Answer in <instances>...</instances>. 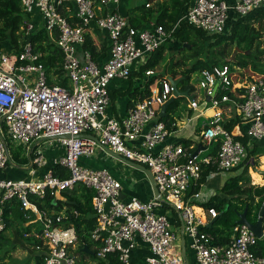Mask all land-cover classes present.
Masks as SVG:
<instances>
[{"label":"built area","instance_id":"1","mask_svg":"<svg viewBox=\"0 0 264 264\" xmlns=\"http://www.w3.org/2000/svg\"><path fill=\"white\" fill-rule=\"evenodd\" d=\"M62 1L21 0L25 16L18 32L20 49L0 50V172L17 163L1 128L3 123L17 142V149L25 146L19 158L29 159L32 174L35 167L47 166L46 151L52 141L64 148L41 178L0 176V231L7 224L4 207L18 201L28 219L26 225L41 221L40 232L33 229L25 235L42 240L35 247L43 264H77L78 232L74 225H66L71 213L66 209L42 211L30 195L43 197L49 191L57 198L56 195L85 187L93 193L97 224L91 237L101 242L96 249L99 258L111 255L122 264H131V252L137 239H141L151 252L146 257L148 264H187L174 222L160 211L167 204L179 215L177 221L199 264H264V255L257 250L264 235L259 237L247 224L238 222L228 243H215L214 235L205 226L217 217L218 210L210 207V218L205 219L196 210L205 208L193 202L203 198L204 183L197 192L188 194L208 167H213L209 178L246 160V145L224 126L227 118L241 117L249 144L264 140V74L256 73L246 80L234 73L229 64L192 74L193 88L189 90L193 99H189V107L198 110L209 96L197 116L213 111L202 125L203 147L197 153L198 145L159 146L176 127L174 121L160 119L164 103L175 97L167 76L155 77L149 86L150 94L136 99L123 118L107 112L111 81L129 79L133 70L141 71L184 22L208 34L226 33L233 21L263 6L264 0H193L170 27L158 23L141 29L134 27L127 15L110 9L111 3L116 5L121 0H71L74 9L70 18L58 8ZM37 16L63 54L65 85L58 75L52 78L43 61L47 53L31 39L39 29ZM92 24L106 30L109 38L110 54L102 62L83 46ZM145 75L153 79L156 71L149 68ZM80 134L97 139L78 138ZM215 142H220L218 152L208 153ZM101 144L151 169L161 199L154 196L143 200L135 194L122 198L123 183L109 168L80 163V155L92 156ZM62 170L67 175H62ZM258 217L259 212L256 220Z\"/></svg>","mask_w":264,"mask_h":264},{"label":"trees","instance_id":"2","mask_svg":"<svg viewBox=\"0 0 264 264\" xmlns=\"http://www.w3.org/2000/svg\"><path fill=\"white\" fill-rule=\"evenodd\" d=\"M152 1L153 0L147 1L144 4L145 8L142 9H151L150 6H147V3H151ZM184 2L186 1H173L177 10L170 15L168 19L170 20L168 21L169 23L175 22L178 19L179 7H182L185 4ZM192 2L193 0L187 5L186 10ZM58 8L64 15L70 18L72 10L74 9V4L71 0H63L62 3L58 4ZM137 8H140V6ZM24 16L21 9V0H0V21L3 22L2 26H0V50L4 49L11 52L12 49H20V36L18 32ZM149 17L150 13L145 11L140 17L131 16L129 18L134 27L141 29L142 23L148 20ZM160 18L161 19L157 21L163 20V17ZM159 24H164V22H160ZM263 32L264 5L253 9L247 15L239 16L231 23L226 33L208 34L203 29L184 22L174 36L181 41L182 51L186 48L185 50H188V52L185 54H178L176 57H173V55L170 57L171 60L162 64V59L165 55V46L158 49L149 61L143 65L142 71H140L141 73H143V71L145 73L149 68H153L156 71V76L148 81L147 87L141 96L144 97L150 94L149 86L155 77L162 78L168 73L173 75L176 79L181 78L179 83L181 87L179 86V88L182 90H192L193 86L190 80L195 71L212 68L220 64H229L232 71H234L237 66L241 68L250 67L254 72L264 74V48L259 49L258 52H255L254 48L256 44L259 47L263 44ZM31 39L36 43L38 49L47 53V55L43 57V61L48 72L62 78L61 82L65 85L67 83V78L63 76V54L49 35L47 29L39 27V29L31 35ZM93 41V38L88 35L83 46L85 49L90 50L94 56L96 55V48ZM236 47H240L242 51L237 52L235 60L227 61ZM191 59H193V62L188 66L187 63L191 61ZM157 67H161L162 72H158ZM241 77L243 78V76ZM220 94L222 95V92ZM227 94L233 96L231 92H227ZM183 97L186 98L185 96L175 98L168 106L165 115L160 116V119L170 123L173 120L172 114L178 106V100ZM224 126L246 145L247 158L240 166L244 165L246 161L250 159H256L264 155V140L254 141V143L249 144V137L245 133L246 124L239 115H232L227 118L224 122ZM180 143L188 147L194 143V140L183 139ZM219 148L220 142H215L209 147L207 152L216 154ZM24 161L28 162V159L26 158ZM240 166L234 168H239ZM211 168L213 167H208V169L203 172L202 178L197 184L191 185L188 191L189 195L197 192L201 187V183L207 182L210 171L212 170ZM246 173L247 165H245V169L242 168L240 172L227 179L218 189L220 192L217 191L216 194L211 195L207 199L193 201L197 205L204 207L206 212H208L210 207H215L218 210V215L213 225L210 226L209 223H207L205 226V229L214 235L215 243L225 244L230 241L233 234L232 228L238 223L240 214L246 208H248L247 217L252 220L250 212L254 202H258L255 220H252L256 221L258 212L264 203V185L250 184V177H247ZM61 174L67 175V171L62 170ZM244 179H247L248 182L244 183ZM92 195L93 193L84 187L80 196H77L74 191H68L62 193L65 199H59L55 198V196L48 191L43 197L31 194L30 199L37 204L42 211H60L66 209L71 213L69 219L66 221V225H74L78 232V248L76 253L78 254L79 262H77V264H88L90 261H95L97 264H107V262L119 264L121 262L115 256L109 255L107 258H99L96 254V249L101 245V242L95 241L91 237V233L97 224L96 214L92 205ZM15 202L16 201L8 203V205L4 207V219L7 224L5 229L0 231V258L3 256L1 255L3 245L8 241V237L4 235V231L11 226L10 217L12 213L15 212V207L13 206ZM164 206L166 209L171 208L167 204ZM197 209L199 208H196V210ZM72 211H76L78 214ZM16 218V229L20 235L24 236L25 233L33 229L39 232L41 231V221L39 220L30 225L25 224L28 220L25 216V211L17 210ZM31 242L34 246L42 244V240L40 239H32ZM86 246L88 250L85 249ZM257 250L259 254L264 255V242L262 240H260ZM6 251H8V249ZM39 261L41 264V256H39ZM0 264L2 263L0 262Z\"/></svg>","mask_w":264,"mask_h":264},{"label":"crops","instance_id":"3","mask_svg":"<svg viewBox=\"0 0 264 264\" xmlns=\"http://www.w3.org/2000/svg\"><path fill=\"white\" fill-rule=\"evenodd\" d=\"M173 1L174 0H153L150 5L151 9L149 10L137 9V6L134 7L133 5L129 6V3H128L129 0H121L116 5L111 3L109 7L110 9L117 10L120 13L127 15L128 17H131V16L140 17L145 11L147 13H150V17L148 18V20L142 23V26H141L142 28L151 27L160 22H164L166 27H170L172 23H169L168 21L170 20L168 19L170 18V15L175 10H177V7L173 4ZM185 1H186L184 2L185 4L182 7H179L180 10L178 9L179 17L182 16L186 12V7L187 5L191 3L192 0H185ZM230 1H233V0H230ZM152 3L154 4L153 6H152ZM170 5L172 7H170ZM160 17H163L162 18L163 20L157 21L161 19ZM36 21L39 24L38 26L42 27V22L39 16L36 17ZM88 35L91 36L94 40L93 43L96 48V55H94L95 58L100 62L107 60L110 54L109 38L107 35V31L97 27L95 24H92V26L88 30ZM163 46H165L164 47L165 52H168L170 54H183L182 53V43L176 36H174L172 40H170L167 43V45L165 44ZM80 52H82V49L80 50ZM198 72H199L198 70L195 71L193 75L198 74ZM141 75L142 73L139 70H133L132 75L130 76L129 79L122 80V79L116 78L111 81L110 83L111 102L107 109V112L110 116H114L119 119L123 118L125 115H127V111L132 106L133 102L136 99L143 97L141 95L146 89L148 81H150L152 78L146 75L145 76H141ZM168 75H171V74L168 73L166 76ZM208 111H211V110H206L204 115H201L200 117H198L197 115L200 112V110L191 109L189 107V99L187 98L185 118L184 119L177 118L174 114L171 113L173 117L172 121L176 123V127H174L173 132L159 146L162 147L163 145L168 144V143H180V141L183 139L194 140V143L191 144L190 146L199 145V143H201L200 134L202 131V125L204 124L206 118H208L206 116V113ZM235 112H236L235 109H233V114H235ZM160 113H161V110H160ZM51 147H49V149L46 151L47 159H48V164L46 167H41V168L35 167L34 173L32 174L29 171L30 164H27L28 162L20 163L16 161L17 163H16V166L14 167H16L17 169L15 168L9 169L10 174L12 175L10 176V178H41L44 172L48 169V167L51 166L52 159L62 154L61 153L59 155H52ZM103 150H105V153L102 152ZM92 156L93 157L91 159L87 160L88 164H85V163L83 164L84 166L107 167V168L111 166L112 168L113 167L116 168L114 172L118 171V173H120L122 171L125 175H129L131 180L130 181L127 180L125 183L122 182L123 188H124L123 193L126 194L127 196L130 194H135V195H138L143 200H149L154 197V192L152 190L151 184L148 178L146 177V175L144 174V172L112 156L103 147L98 148L96 153L93 154ZM19 159L23 160L22 158H19ZM115 161H118L120 163L116 164ZM5 172H8V171L7 170L1 171L0 176H4ZM114 172L113 174H115ZM132 183H135V185L138 186L137 190L135 188L134 189L131 188ZM206 185H207V182L205 181L204 185L201 188L202 197H203L202 199H207L208 197H210L213 194H216L217 192V190L214 191L213 193L205 192L204 189ZM81 189H84V188L82 187ZM74 193H76L77 196H80V194L82 193V190H80V188H77L76 190H74ZM56 197L59 199H65L63 196H60V195H56ZM201 210H202L201 208L200 210L197 209V211H199L200 214L204 218L209 219L210 218L209 213L203 210L201 211ZM160 211L166 212L169 215V210L166 208L161 209ZM171 216L172 215H169L170 218ZM178 218H179V215L177 218L171 219V220L174 222L175 229L176 230L177 228L180 229V232L178 230L177 232L180 236L179 239H180L181 246L183 244V239H185L186 241L185 242V245H186L185 260L187 264H199L195 257L194 251L189 246L188 238L183 234V231L181 230L182 225L179 221H177ZM210 221H208V223H210ZM150 253L151 252H150L149 246L145 242H143L141 239H137V246L131 252V264H148L146 261V257ZM107 264H115V263L107 262ZM119 264H122V263H119Z\"/></svg>","mask_w":264,"mask_h":264},{"label":"rangeland","instance_id":"4","mask_svg":"<svg viewBox=\"0 0 264 264\" xmlns=\"http://www.w3.org/2000/svg\"><path fill=\"white\" fill-rule=\"evenodd\" d=\"M149 1V0H129V6L133 5L135 6H140V8L137 9H142L145 8V3ZM154 4L152 3V6ZM170 7H172L170 5ZM3 22L0 21V26H2ZM264 33V32H263ZM167 45V43H166ZM255 48V52H258L259 49H263L264 48V36H263V44H261V46L259 47L257 44L254 47ZM186 48L183 49L182 53L185 54L188 52V50H185ZM241 49V48H240ZM258 54V53H257ZM174 55V56H173ZM176 57L178 56V54H170L168 52H165V55L162 59V64H165L167 61L171 60L170 57ZM193 62V59H191V61H189L187 63V65H191ZM235 69V68H234ZM157 71L158 72H162L161 67H157ZM237 71H243V72H238ZM234 73L243 76L246 80H250L252 75H255L257 72H254L250 67H245V68H237L233 71ZM52 78L54 77V74H51ZM141 76H145V73L143 71ZM135 77V76H134ZM133 77V78H134ZM136 78V77H135ZM134 78V79H135ZM238 81L240 80L239 78L237 79ZM181 87V85H179ZM186 98H179L178 100V106L175 109V111L173 112V114L177 117V118H185L186 116ZM213 114V111H208L206 113V116L209 117L210 115ZM202 120V119H201ZM2 129H4V133H6V139L9 143V148L12 151V153L14 154V158L16 161L20 162V163H25V159L20 160L19 159V155L21 154L22 150L25 148L24 145H21V147L19 148L20 150L17 149V142L12 140L10 135L8 134V129H7V125L6 123H3V125L1 126ZM47 144V143H45ZM50 145L52 146V155H59L62 153L63 151V147H61L58 143V141H52L50 143ZM103 153H105V150L102 151ZM47 153V152H46ZM47 156V154H46ZM93 156H89L87 154H83L80 155L79 157V161L81 164H88L87 160L91 159ZM116 164H119L120 162L115 161ZM29 164V159H28V163ZM245 165H247V177H250V184L252 185H264V155L259 156L256 159H250L249 161H246V163L242 166H240L239 168H231V169H224L222 171H219L217 173H215L214 175H211L208 179H207V185L204 189L205 192L208 193H213L214 191H219L218 190L223 183L231 178L232 176H234L235 174H237L238 172H240L242 170V168L245 169ZM50 167V166H49ZM48 167V168H49ZM17 169L14 166H9L7 167V171L4 173V176L10 177L12 176L10 174L9 169ZM110 170H112V172H114V170H116V168H112L111 166L108 167ZM122 172V171H121ZM118 173L114 172L116 174V176L123 182L125 183L127 180H131L129 175H125L123 172L122 173ZM244 183H247L248 180L244 179L243 180ZM131 188H135L136 190L138 189V186L135 185V183H132ZM80 190H83L80 188ZM80 194V193H79ZM258 205V202H254L251 212H250V216L252 218V220H255V214H256V207ZM13 206L15 207V212L12 213L11 215V222H10V227L7 228L4 231V235L6 237H8V241H6V244L3 245V249L1 252L2 258H0V262L2 264H40L38 258L40 256L39 252L37 251L38 249L34 246V244L31 242L32 239L35 240L34 236H22L18 233L16 226H17V218H16V211H23L22 208L20 207V204L16 201ZM169 210V215L171 216V219H175L178 217V214L176 211L172 210V209H168ZM177 230L180 232V229L177 228ZM28 238V239H26ZM262 240V239H261ZM264 242V240H262ZM76 247V246H75ZM78 248V246L76 247ZM8 249V251H6ZM6 251V252H5ZM79 262V260H78ZM81 263V262H80ZM41 264H43V262L41 261ZM88 264H97V262L95 261H90Z\"/></svg>","mask_w":264,"mask_h":264},{"label":"water","instance_id":"5","mask_svg":"<svg viewBox=\"0 0 264 264\" xmlns=\"http://www.w3.org/2000/svg\"><path fill=\"white\" fill-rule=\"evenodd\" d=\"M55 1L58 2L59 0H55ZM238 51H242V49H240V47H236V49L232 52L231 56L227 59V61L235 60ZM167 77L171 81V83H172V85L174 87V95H175V97H173L170 101L164 103V105L161 108L160 116L165 115V113L167 112L168 106L170 105V103L172 101H174L175 98H178V97H181V96H185V97H187L190 100L193 99V95H191L189 89L188 90H182V89L179 88V83L181 81V78L176 79V78H174L173 75H168ZM209 100H210V97L207 96L206 97V101L202 102L199 105V109L203 110L206 107L207 101H209ZM85 136H90V137H92L94 139H97V137H95L94 135H89V134H80L77 137L78 138H82V137H85ZM67 137H69V136H67ZM101 146L104 149H106V151H108L112 156H114L117 159H120L121 161H123L124 163H126V164H128L130 166H133V167L139 169L140 171L144 172V174L146 175V177L148 178V180H149V182L151 184L152 190L154 192V196L158 197L159 199H161V193H160V191L158 189L157 182H156V180L154 178V175H153V172L151 171V169H149L148 167H146L145 165H143L141 163L135 162L133 160H130V159L124 157L123 155H121L119 153H116L115 151H113L112 149H110L106 145H102L101 144ZM202 147H203V145L201 143H199L198 148L196 150V153ZM121 197L122 198L126 197V194H124L123 191L121 193ZM247 209L248 208H246L240 214V218H239L238 222L247 224L259 237H262L264 235V203H263V205L260 208L259 217H258V219L256 221H252V220H250L247 217ZM215 220H216V217L210 221L209 225L211 226L215 222ZM185 242H186L185 239H183L182 251H183V256L184 257H186V245H185ZM85 249L88 250V247L86 246Z\"/></svg>","mask_w":264,"mask_h":264}]
</instances>
